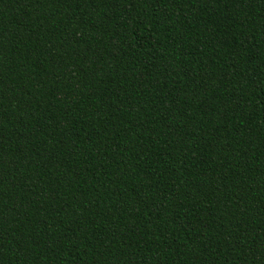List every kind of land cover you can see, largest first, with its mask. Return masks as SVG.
<instances>
[{
    "label": "trees",
    "instance_id": "trees-1",
    "mask_svg": "<svg viewBox=\"0 0 264 264\" xmlns=\"http://www.w3.org/2000/svg\"><path fill=\"white\" fill-rule=\"evenodd\" d=\"M0 264H264V0H0Z\"/></svg>",
    "mask_w": 264,
    "mask_h": 264
}]
</instances>
